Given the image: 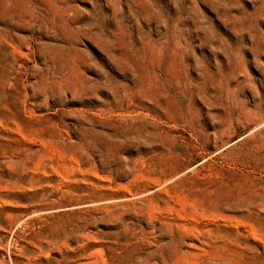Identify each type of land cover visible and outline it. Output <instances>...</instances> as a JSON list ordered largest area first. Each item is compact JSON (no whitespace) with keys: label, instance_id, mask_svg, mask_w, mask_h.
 Returning <instances> with one entry per match:
<instances>
[{"label":"rangeland","instance_id":"1","mask_svg":"<svg viewBox=\"0 0 264 264\" xmlns=\"http://www.w3.org/2000/svg\"><path fill=\"white\" fill-rule=\"evenodd\" d=\"M0 264H264V0H0Z\"/></svg>","mask_w":264,"mask_h":264}]
</instances>
